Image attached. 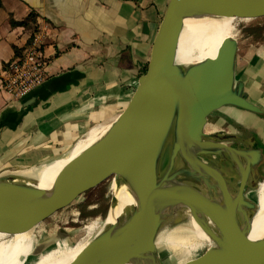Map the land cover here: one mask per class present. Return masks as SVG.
Returning a JSON list of instances; mask_svg holds the SVG:
<instances>
[{
  "label": "water",
  "instance_id": "water-1",
  "mask_svg": "<svg viewBox=\"0 0 264 264\" xmlns=\"http://www.w3.org/2000/svg\"><path fill=\"white\" fill-rule=\"evenodd\" d=\"M198 1L168 0L145 70L123 106L92 142L70 157L49 186L41 188L35 182L25 183L0 215V234L7 239L19 234L34 235L37 241L29 257H37L70 236L66 228L59 227L49 238L39 241L35 231L43 223L109 180L110 201L90 264H160L159 236L191 219L207 236L209 244L202 254L180 264H240L226 263L222 256L220 216L229 208V199L215 211L209 210L222 172H216L207 197L201 196L191 184L174 182L179 172L203 156L224 147L264 139V117L221 121L222 127L217 129L208 130L202 125L201 119L224 102L232 100L246 109H254L261 103L251 100L246 81L236 75L238 40L234 34L224 37L217 49L216 54L229 44L227 67L220 85L212 90L207 101L168 120L181 96L214 61L207 56L187 64L177 62L184 22ZM209 16L232 18L234 31L239 22L264 20V0H224ZM44 82L19 99L27 97ZM35 100L31 96L23 102V107ZM72 148L50 159L67 156ZM11 166L15 165L1 168L0 173ZM248 166L257 164L247 163ZM262 182L264 177L252 185L243 205L252 264H264V236L249 237ZM121 190L131 202L117 212ZM67 264L85 263L74 259Z\"/></svg>",
  "mask_w": 264,
  "mask_h": 264
},
{
  "label": "crops",
  "instance_id": "crops-1",
  "mask_svg": "<svg viewBox=\"0 0 264 264\" xmlns=\"http://www.w3.org/2000/svg\"><path fill=\"white\" fill-rule=\"evenodd\" d=\"M167 2L0 0V75L35 37L47 62L44 84L27 97L18 100L0 91V169L37 165L72 146L75 151L104 126L144 72ZM206 38L205 27L195 49ZM250 40H238L235 71L251 100L259 99L264 108V40ZM31 96L35 102L24 108ZM242 234L247 241L246 227ZM263 235L262 205L249 237ZM249 258L251 253L244 256L246 263Z\"/></svg>",
  "mask_w": 264,
  "mask_h": 264
},
{
  "label": "bare ground",
  "instance_id": "bare-ground-1",
  "mask_svg": "<svg viewBox=\"0 0 264 264\" xmlns=\"http://www.w3.org/2000/svg\"><path fill=\"white\" fill-rule=\"evenodd\" d=\"M223 1L199 0L192 15L184 22L177 51V62L187 64L199 61L207 56L214 58V61L207 72L199 77L193 86L181 96L168 120H174L195 105L207 101L211 96L212 90L221 83L223 72L227 67L229 44L227 43L220 53H216L222 39L234 34L232 18L214 19L209 14ZM205 27L207 38L195 49L199 35ZM232 110L247 113L258 118L264 117V108L261 104L254 106V109H246L235 105L230 100L210 111L205 119H201L203 127L208 130L217 129L222 127L221 121L238 120L237 117L227 113ZM103 129V126H97L82 141V145L80 144L81 146L79 145L80 147L78 146L77 150L71 151L67 156L47 159L37 165H15L3 170L0 173V215L5 213L4 211L11 204L20 187L25 183L35 182L41 188L49 186L54 176L70 157L92 142ZM247 163H256L257 166L247 167ZM217 171H221L223 176L216 193L213 195L214 199L209 210L211 212L215 211L222 205L225 199H229L230 202L229 208L220 216L222 224L220 240L223 260L226 263H235L238 259V263L240 264H252L251 258L248 259V263L244 259V256L250 253V250L248 241H245L242 236V232L246 227L243 205L252 185L261 177H264L263 139L253 143L224 147L212 154L203 156L179 172L174 182L176 184H191L201 196L207 197ZM99 191L101 190L99 189ZM118 199L119 206L117 212L124 205L131 202L130 197L124 190L119 192ZM258 199L259 206H264V182L259 184ZM241 226L243 227L242 230H240ZM101 227L102 222L97 223L93 221L85 226L86 239H81L75 246H71L72 237H69L66 240L63 239L61 242H57L56 246L47 249L34 258L29 257L31 247L37 241L34 235H31V233L19 234L11 239H7L0 234V264H67L74 259H79L85 264H90ZM41 229L39 228L35 231V236L38 235ZM186 238L188 239L185 240ZM183 239L185 242L196 240L197 243L209 244L207 236L192 219L186 224L176 226L162 233L159 236L158 244L160 248L163 244L173 248V243L182 242ZM160 262V264H165L161 253Z\"/></svg>",
  "mask_w": 264,
  "mask_h": 264
},
{
  "label": "rangeland",
  "instance_id": "rangeland-1",
  "mask_svg": "<svg viewBox=\"0 0 264 264\" xmlns=\"http://www.w3.org/2000/svg\"><path fill=\"white\" fill-rule=\"evenodd\" d=\"M263 36H264V20H258V21L256 20L254 22L250 21L249 23L239 22L237 23L234 30V37L242 42L247 41L246 40L247 37L248 39H251L254 42H258V41L260 42L264 40ZM256 101H259V99H257ZM227 113H229L234 117H237L239 120L258 118L247 113L237 112L233 110L228 111ZM82 138H84V136ZM109 186H110V181L108 180L104 182L102 185H100L97 189L86 195L84 199H82L81 201L75 203L74 205L70 206L64 211L54 215L48 221L43 223V225L41 226L42 228L41 231L36 236L37 239L40 241L49 238V236H51L59 227L66 228L67 231L70 233L69 237H72V243L70 242L71 246H75L76 243L81 239H86L85 226L93 221L97 223H101L106 214L110 201ZM99 189L101 191H99ZM99 207H101L102 209ZM242 228L243 227L241 226L240 230H242ZM69 237L65 238V240L68 239ZM187 239L188 238H186L185 240ZM185 240L183 239L182 242L173 243L172 244L174 246L173 248L166 246L165 244L161 246L160 253H161V257H163V260L165 261L164 262L165 264H180L184 260H188L199 256L207 248V245L203 244L202 242L197 243L196 240H192V241L188 240L189 242H185ZM61 241L62 240H60L59 242ZM54 246H56V244L51 245L50 248H53Z\"/></svg>",
  "mask_w": 264,
  "mask_h": 264
},
{
  "label": "built area",
  "instance_id": "built-area-1",
  "mask_svg": "<svg viewBox=\"0 0 264 264\" xmlns=\"http://www.w3.org/2000/svg\"><path fill=\"white\" fill-rule=\"evenodd\" d=\"M39 43V38L35 37L12 59L0 75V91L19 99L46 80L47 62L41 55Z\"/></svg>",
  "mask_w": 264,
  "mask_h": 264
},
{
  "label": "trees",
  "instance_id": "trees-1",
  "mask_svg": "<svg viewBox=\"0 0 264 264\" xmlns=\"http://www.w3.org/2000/svg\"><path fill=\"white\" fill-rule=\"evenodd\" d=\"M31 16V15H30ZM26 22V20L20 21L18 22L19 24H24ZM15 24H17L16 22H14ZM258 28V27H257Z\"/></svg>",
  "mask_w": 264,
  "mask_h": 264
}]
</instances>
